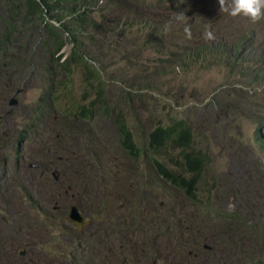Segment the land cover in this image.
Instances as JSON below:
<instances>
[{"label":"rangeland","instance_id":"rangeland-1","mask_svg":"<svg viewBox=\"0 0 264 264\" xmlns=\"http://www.w3.org/2000/svg\"><path fill=\"white\" fill-rule=\"evenodd\" d=\"M207 1L206 11L215 17V21L209 18L212 24H207L208 31L214 40L232 41L238 17L220 11L218 0ZM95 19L107 26L99 14ZM261 24L248 28L255 32L252 42L264 45V23ZM184 25H192L189 17L184 19ZM0 27L4 30L3 25ZM118 28L116 43H123L118 50L113 44L107 48L99 43L111 32H94L99 46L90 45L89 51L107 53L110 60L117 58V63L104 71L107 93L103 114L97 111L82 117L76 112L94 95L90 91L88 98L82 97L85 87L81 68H75L70 78L61 71L50 77L41 47L45 33L32 22L20 25L7 37L10 47L5 55L0 53V179L6 171L3 159L8 160L7 168L13 174L18 159L31 157L30 161L37 163L35 152L49 148L52 155L47 161L51 160L48 163L52 171L57 169L60 173L64 163L65 167L69 165L70 174L65 181L72 188L71 193L79 191V197L90 193L80 199L81 203L97 209L102 226L108 228L107 234L110 227L118 232L111 246L115 264H153L155 259L159 264H170L177 254L180 261L190 257L194 264H203L207 254L204 264H264V149L255 138L258 122H264V84L253 85L240 74H230L224 66L206 62L173 68L164 57L170 58V50H174L168 43L170 34L164 43L167 50L163 48L164 53L159 54L148 47L149 30H141L137 24ZM184 37L187 39L185 34ZM72 46L67 43L62 48L64 58ZM122 53L126 54L124 58ZM132 81L137 82L135 87L130 86ZM69 91L73 93L69 95ZM10 100L17 102L10 105ZM73 100L79 104L71 106L68 102ZM117 113L128 121L135 140L143 148L148 146V134L159 121L167 125L185 119L192 125V148L209 155L197 184L203 189L196 190L195 202L183 197L181 190L171 198L172 186L153 163L156 158L174 170L179 150L170 146L161 152L150 149L148 154L141 152L130 157L118 140ZM55 130H59V137ZM178 172L184 174L180 169ZM9 173L7 184L0 181V256L12 242L23 250L26 242H33L30 238H16L6 227L22 228L20 233L28 237L38 234V222L34 230L31 219L43 214L40 206L49 200L46 190L57 187L50 171L34 181V191L29 176L19 181ZM72 176L79 177L82 184ZM148 181L149 187L145 186ZM19 187L24 190L17 192ZM64 197L55 195L53 200L59 202L61 209L67 207ZM99 198L106 200L97 207ZM114 202L123 207L114 209ZM18 203L24 204L19 212L13 208ZM46 207V211L51 210L50 205ZM219 207L227 212L226 217ZM12 208L17 214L12 213ZM43 215L37 219L43 221ZM123 215L127 219L125 226L121 225ZM214 215L217 217L212 220ZM85 216L92 219L90 214ZM149 220H153V227L148 225ZM67 221L72 223L53 218L46 222L50 232L44 236L40 231L43 238H37L35 245L43 264L54 258L64 264L63 260H72L77 248L80 251L76 264H97L106 251L95 247L97 235L81 237L75 233L76 238H61L59 233L69 232ZM126 224L137 229L128 230ZM124 229L130 238H120ZM9 233L14 238H8ZM193 240L197 243L191 244ZM162 243L167 252L162 251ZM26 250L28 255L29 249Z\"/></svg>","mask_w":264,"mask_h":264},{"label":"trees","instance_id":"trees-1","mask_svg":"<svg viewBox=\"0 0 264 264\" xmlns=\"http://www.w3.org/2000/svg\"><path fill=\"white\" fill-rule=\"evenodd\" d=\"M208 4L207 0L206 2L205 0H158L156 2L150 0H0V7L4 9L3 15L0 8V26H4V30L0 27V53L3 55L9 49L10 40L7 37L13 31H16L20 25L25 26L28 22H32L37 30L40 29L45 33L41 47H43V58L47 63L45 69L50 77L61 71L70 78L75 68H81L85 87L82 97L83 99L88 98L90 91L94 95V98L88 103L80 105L76 114L81 117L87 114L93 115L97 111L103 114L101 110L106 107L105 93H107L103 80L104 71L107 66L117 63V58L110 60L107 53H92L89 51V47L90 45L98 47L101 43L110 48L113 44L118 50L119 44L121 46L123 43H116L115 32L122 24L131 26L137 24L139 29L149 30L147 43H150L148 47H152L159 54L164 53V43L167 34H170L168 43L174 47V50H170V58L164 57L173 68L179 66L184 68L206 62L209 65L224 66L230 74H240L253 85L264 84V45L252 42L255 32L253 28H248L254 23L242 16H237L236 26L238 27L231 37L232 41L221 42L206 39L207 24H212L209 18L213 17L206 11ZM95 14L102 16L106 27L96 21ZM115 16H117L116 19H114ZM186 17H189L192 23L189 26L190 39L184 37V19ZM213 19L215 21V17ZM261 23H264V20L254 25L261 27ZM94 32H111V36L99 40L98 43L95 42ZM198 34L199 36H195ZM110 39H113L112 43L109 42ZM67 43H71L73 46L70 53L64 58L61 50ZM125 55L122 53L121 58H124ZM135 85H137L136 81L130 83L131 87H135ZM72 93L69 91V95ZM73 101L68 103L71 106L79 104ZM213 104L215 105V102ZM70 116L73 117L74 114H70ZM115 124L118 140L130 157H135L141 152L148 154L151 152L148 151L150 149L161 152L162 149L170 146L179 150L180 157L177 168L174 170L164 166L156 158H153V163L159 175L172 186L171 198L174 194L176 195L178 190H181L188 201H196V190L203 189L197 185L198 180L209 162V155L192 148V125L187 120H173L167 125L159 121L148 134L146 148L139 146L123 115L116 114ZM255 138L264 149L263 121H259L257 124ZM178 169L184 174L179 173ZM148 183L149 181L145 186H148ZM88 194L90 193H83L82 198ZM105 200L106 198H99L98 201L96 200V206H102ZM81 207L85 212H89L94 220L98 219L99 213L91 204L82 202ZM219 211H222L223 217H226L227 212L224 209L220 207ZM216 217L212 216V220H215ZM148 225L153 227V220H149ZM133 227L135 228L133 229ZM126 229L135 231L137 227L126 224ZM114 231L116 234L118 233L116 230ZM194 241L197 243L196 240H193L191 244ZM96 248L98 250L100 247ZM79 251L77 248L72 252L75 258Z\"/></svg>","mask_w":264,"mask_h":264},{"label":"flooded vegetation","instance_id":"flooded-vegetation-1","mask_svg":"<svg viewBox=\"0 0 264 264\" xmlns=\"http://www.w3.org/2000/svg\"><path fill=\"white\" fill-rule=\"evenodd\" d=\"M5 114L6 115L9 114V111H7V112L5 111ZM55 133H56V137H59V135H60L59 130H55ZM65 142H66V140L64 139L63 144ZM20 146H21V143L19 144V147ZM51 155H52L51 151L48 148L47 150L42 149V150H37L35 152L34 156L38 160L37 163H32L30 161L31 157L30 158L22 157V159H18L17 163L14 166V170H15L13 173L14 175L9 173V170L7 168L8 160L7 159L2 160L5 164V170L6 171H5L2 179H0V181L3 180L4 184H7L8 173L11 176H13L15 179H18L19 181H22L25 177L29 176V178H31L33 180L31 191H34L33 184H35L38 179H40L44 176L46 177L50 171V174L52 173V175L55 178L54 179L51 176L53 179V183H55L57 185V187L53 186V187L48 188V190H46V192L49 193V200L47 201V204H43V206H40L42 213L46 214L47 216L38 213L37 216L35 215L31 219V220H33L32 221V223H33L32 228L34 230H36V228L34 226L38 222V227L36 230V231H39L38 234H36V235L30 234V236L28 237L26 234L20 233L19 229L22 230V228H15L12 225H8L6 227L9 231H13V233L16 235V238H30V241L32 240L33 242H26L25 250L18 249V245H16L15 243L12 242L10 244L9 250L2 252V254L0 256V263L1 264H43V259L40 255V253L37 251L35 243L37 241V238H43L40 235V231H43L44 236L50 232L51 228L47 226L46 222L50 221L53 218L60 219L63 221H65L66 219L69 220L68 219L69 211H70L69 209H70L71 204L75 203V200H77V204L76 203L75 204L78 206L81 213L84 215H89V212H85L81 207L82 203H81L80 199H83V198L79 197L80 193L77 190L78 187L76 188V190L78 192L73 191L71 193L72 188L68 185V181H65L67 179V175L70 174L69 170H68L69 165L67 167H65V163H64L63 164V166H64L63 170L60 171V173L58 172L57 169L52 171V169L48 163L51 160L47 161V159ZM28 156H30V155L28 154ZM55 157L59 158V156H57V155ZM27 159H28V161H27ZM72 178L80 180L78 184H82V181L79 177L72 176ZM34 181H35V183H34ZM15 190L18 192V191L24 190V189H21L19 187V188H16ZM62 194L65 196L64 200L67 202V204H66L67 207L64 206L61 209L60 205L58 204L59 202L57 200H55V201H53V200H54L55 195H62ZM46 205H50L51 210L46 211L47 210ZM113 205H114V209L123 207L122 204L116 205L115 202ZM16 206H18V208H16ZM22 207H24V204H22V203H18V205L15 204L13 206V208L18 210V212ZM13 208H12V213L15 215L17 213ZM67 208L69 211L67 210ZM53 210L56 211L55 214H54ZM40 215H43L45 217V219L43 221L37 219V217L39 218ZM64 217H65V219H64ZM88 218H90L89 223L82 225L80 227L75 226L68 221H67V223L64 222L65 225H67V227H69V232L68 233L63 232L61 234L59 233V236L61 238H63L62 236H65V237L67 236V238H76V235H74L75 233L80 234L81 237H86V236L88 237V234H89V236L97 235V238H94L95 242H96L95 246L100 247V248H106V251L105 250L103 251V256H101L99 258L97 264H115V261L113 260V259H115L114 258L115 250H113L111 248V246H112V239L117 238L116 233L114 231L116 229H114L113 227H110L109 233L107 234L108 228L102 226L103 225L101 222L102 220L99 217L97 220H94L93 218H92L93 219L92 220L91 217H88ZM116 220H118V217H116ZM91 221H93V222H91ZM126 221H127V219L124 218V215H123V220H121V225L125 226ZM119 223H120V221H119ZM17 227H18V224H17ZM93 227H95V229H93ZM3 231H4V229H3ZM102 231L104 232V235H101ZM124 232H125L124 234L120 233L121 234L120 238H124V237L130 238V234L128 232H126L125 229H124ZM7 236H8V238H14L10 233L7 234ZM50 236H51V238H53L52 233L50 234ZM194 243H195V241H194ZM26 248L29 249L28 255H27ZM162 251H164V252L168 251L165 248V245L163 243H162ZM177 256H179V255L177 254L175 256L174 260H172L170 262V264H194V261L192 259H190V257H183L182 261H180L179 259H177ZM207 259H208V254L204 257L203 264L207 262ZM76 262H78V261L74 257V255H73L72 260H69V261L63 260L64 264H76ZM48 264H58V261L54 258V260L50 261ZM153 264H159V260L155 259L153 261Z\"/></svg>","mask_w":264,"mask_h":264},{"label":"clouds","instance_id":"clouds-1","mask_svg":"<svg viewBox=\"0 0 264 264\" xmlns=\"http://www.w3.org/2000/svg\"><path fill=\"white\" fill-rule=\"evenodd\" d=\"M218 3L220 11L232 17L242 16L254 24L264 20V0H230V2L228 0H218ZM184 32L186 37L190 39L191 31L189 26L185 25ZM205 38L211 40L215 37L211 31H207Z\"/></svg>","mask_w":264,"mask_h":264},{"label":"water","instance_id":"water-1","mask_svg":"<svg viewBox=\"0 0 264 264\" xmlns=\"http://www.w3.org/2000/svg\"><path fill=\"white\" fill-rule=\"evenodd\" d=\"M20 90H17L16 93L20 92ZM16 100H10V105L16 104ZM69 216L68 219L72 223L76 224L78 227L85 225L89 223L90 218L86 217L84 214L81 213L78 206L75 203H72L69 209Z\"/></svg>","mask_w":264,"mask_h":264},{"label":"bare ground","instance_id":"bare-ground-1","mask_svg":"<svg viewBox=\"0 0 264 264\" xmlns=\"http://www.w3.org/2000/svg\"><path fill=\"white\" fill-rule=\"evenodd\" d=\"M220 208V207H219Z\"/></svg>","mask_w":264,"mask_h":264}]
</instances>
